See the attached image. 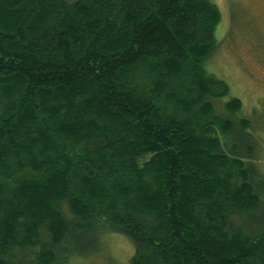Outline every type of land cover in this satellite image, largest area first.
Listing matches in <instances>:
<instances>
[{"label":"trees","instance_id":"16d2710c","mask_svg":"<svg viewBox=\"0 0 264 264\" xmlns=\"http://www.w3.org/2000/svg\"><path fill=\"white\" fill-rule=\"evenodd\" d=\"M11 9L0 15V264H67L74 243L99 247L100 222L134 241L131 264H264L253 131L208 62L215 1Z\"/></svg>","mask_w":264,"mask_h":264},{"label":"rangeland","instance_id":"374dc122","mask_svg":"<svg viewBox=\"0 0 264 264\" xmlns=\"http://www.w3.org/2000/svg\"><path fill=\"white\" fill-rule=\"evenodd\" d=\"M21 1L23 2L21 3ZM25 1L0 0V15L3 13L6 15L18 2L24 6ZM214 1L220 9L221 21L216 27L217 44L209 56V67L211 72L229 84L228 93L240 100V109L233 115L245 116L250 121L248 129L253 131L252 137L256 144L254 148L257 151H254L253 157L247 159L251 160L252 158L257 163L258 170L254 164L257 176L262 174L263 177L264 0ZM22 11L25 13L27 9ZM40 11L42 10L40 9ZM186 113L183 110V115ZM206 134H209V131H206ZM262 210H264V206ZM103 228V233L99 237L100 241L98 240L99 247H96L97 244L86 246L83 241L78 244L72 243L71 246L69 244L70 249L73 247L74 250L71 252L67 264H131L130 258L134 253V241L125 232L106 227L102 222L97 224V228H93L94 236L100 235L98 230ZM248 230L251 231V229ZM244 232L248 233L247 230ZM231 253L233 255L236 252ZM154 260L150 264L158 262L159 259L156 260L154 257Z\"/></svg>","mask_w":264,"mask_h":264}]
</instances>
